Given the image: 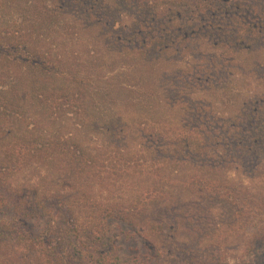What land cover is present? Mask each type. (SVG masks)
<instances>
[{
    "label": "trees",
    "instance_id": "1",
    "mask_svg": "<svg viewBox=\"0 0 264 264\" xmlns=\"http://www.w3.org/2000/svg\"><path fill=\"white\" fill-rule=\"evenodd\" d=\"M262 249L264 0H0V264Z\"/></svg>",
    "mask_w": 264,
    "mask_h": 264
},
{
    "label": "rangeland",
    "instance_id": "2",
    "mask_svg": "<svg viewBox=\"0 0 264 264\" xmlns=\"http://www.w3.org/2000/svg\"><path fill=\"white\" fill-rule=\"evenodd\" d=\"M130 17L131 16H128V18H126V19H130ZM127 22H129V21H127ZM96 139H98V136L96 135V136H90V138L89 139H87L88 140V144L90 145V146H94L95 145V142H96ZM38 175L39 174H37V172L35 171V172H31V173H28V174H26V175H23L24 176V180L25 179H34V180H37L38 179ZM231 178H233V179H236L237 177H239V178H241L244 182H246L247 180H246V176H243V175H241V176H239V175H236V174H234L233 172H231V173H229L228 174ZM189 240H186V241H183V242H188ZM180 242H182V241H180ZM128 245V244H127ZM262 251H264V249H262Z\"/></svg>",
    "mask_w": 264,
    "mask_h": 264
}]
</instances>
